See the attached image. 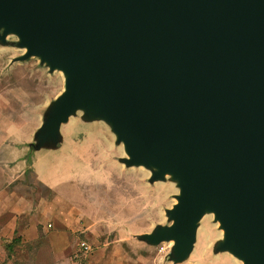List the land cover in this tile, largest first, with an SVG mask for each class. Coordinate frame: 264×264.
Returning <instances> with one entry per match:
<instances>
[{"label": "water", "instance_id": "water-1", "mask_svg": "<svg viewBox=\"0 0 264 264\" xmlns=\"http://www.w3.org/2000/svg\"><path fill=\"white\" fill-rule=\"evenodd\" d=\"M2 31L65 75L31 153L85 110L127 167L179 182L172 224L153 237L173 243L172 264L206 214L223 232L214 253L264 264V0H0Z\"/></svg>", "mask_w": 264, "mask_h": 264}, {"label": "rangeland", "instance_id": "rangeland-1", "mask_svg": "<svg viewBox=\"0 0 264 264\" xmlns=\"http://www.w3.org/2000/svg\"><path fill=\"white\" fill-rule=\"evenodd\" d=\"M26 52L13 33L0 40V264H172L173 243L153 237L172 224L179 182L127 167L123 144L104 122L77 110L58 142L31 153L65 75L40 57L22 59ZM29 159L36 173H26ZM222 239L206 214L184 264H241L214 253Z\"/></svg>", "mask_w": 264, "mask_h": 264}, {"label": "built area", "instance_id": "built-area-1", "mask_svg": "<svg viewBox=\"0 0 264 264\" xmlns=\"http://www.w3.org/2000/svg\"><path fill=\"white\" fill-rule=\"evenodd\" d=\"M82 248H83V250L85 252H88L89 251V246L87 244H85V243L82 245Z\"/></svg>", "mask_w": 264, "mask_h": 264}]
</instances>
